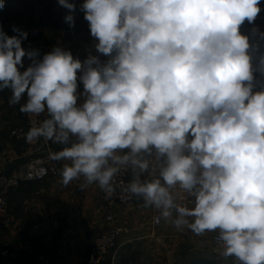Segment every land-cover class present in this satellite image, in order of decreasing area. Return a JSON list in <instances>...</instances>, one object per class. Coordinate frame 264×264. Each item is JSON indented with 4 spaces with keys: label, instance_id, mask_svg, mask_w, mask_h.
I'll return each mask as SVG.
<instances>
[{
    "label": "clouds",
    "instance_id": "9594fccd",
    "mask_svg": "<svg viewBox=\"0 0 264 264\" xmlns=\"http://www.w3.org/2000/svg\"><path fill=\"white\" fill-rule=\"evenodd\" d=\"M58 4L74 27L77 5ZM260 4L84 0L93 44L83 60L60 45L41 56L22 46L26 31L0 26V91L45 116L25 139L59 146L49 158L63 162V185L82 178L81 191L95 184L107 199L128 171L124 191L144 208L180 231L218 232L237 264H264V51L251 42L264 41Z\"/></svg>",
    "mask_w": 264,
    "mask_h": 264
},
{
    "label": "crops",
    "instance_id": "0c3cea01",
    "mask_svg": "<svg viewBox=\"0 0 264 264\" xmlns=\"http://www.w3.org/2000/svg\"><path fill=\"white\" fill-rule=\"evenodd\" d=\"M77 5L75 26L64 21L67 10L58 0H4L0 9V26L14 35L12 26L26 31L38 29L45 53L60 45L75 57L85 59L93 44L88 22ZM257 19H264V0ZM256 19V20H257ZM264 31V28H260ZM250 30H243L247 34ZM264 50V41L253 37ZM101 59H106L101 56ZM82 84L80 90H82ZM10 90L0 91V180L8 164L25 155L23 144L12 138V132L22 123L20 104L10 105ZM24 100L21 101L23 103ZM147 175V174H145ZM59 174L41 183L25 184L12 189L7 196V208L0 212V264H85L92 240L113 225L127 227L131 233L123 235L106 264H237L234 257H224L223 249L213 245L218 232L196 235L188 229L177 230L162 219L159 228L152 227L154 208H144L140 202L132 211L105 207L97 185L81 191L82 178L65 186ZM113 213L116 223L106 222ZM46 220L55 221L56 229L45 227L47 235H32L33 228ZM13 253L4 256L3 253Z\"/></svg>",
    "mask_w": 264,
    "mask_h": 264
},
{
    "label": "built area",
    "instance_id": "2783aa9c",
    "mask_svg": "<svg viewBox=\"0 0 264 264\" xmlns=\"http://www.w3.org/2000/svg\"><path fill=\"white\" fill-rule=\"evenodd\" d=\"M22 46L25 48L39 49L41 56L45 52V47L41 43V32L38 29H30L28 31L27 39L22 42ZM24 63L25 67H27L30 61L25 58ZM262 86H264V78L257 79L256 90H259ZM44 118V115H41L40 117H30L27 114L22 113V123L12 132V138L14 141L24 145L26 149L24 156L32 157V159L26 166L14 172L10 179L4 180L2 178L0 180V212L6 210L7 196L12 189L21 187L25 184L41 183L49 178H56L60 174L63 162L53 161L49 158V150L52 149L54 145L50 142H45L43 139H40L35 143H28L25 139V134L29 130L33 121L39 122ZM1 129L2 118L0 117V132ZM148 159L150 161L149 174L155 176L159 171V162L155 155L148 157ZM130 180V172L121 171L115 179L116 192L112 197L106 199L105 193L100 190L101 200L106 208L111 211L116 208H122L125 211H132L140 202H143L141 199L130 196L124 191ZM184 195L186 196V194ZM178 202L186 203L187 198ZM106 222L111 224L116 223L113 213L110 212V214H108ZM161 224L162 218H160V215H153L152 227L156 229L159 228ZM45 227H48V229H56L57 225L53 220H46L33 228L32 235H47ZM130 233L131 229L127 227L113 225L110 230L95 237L91 242L89 255L85 264H106L111 253L119 246L121 237ZM212 242L215 247L223 249L222 242L218 239V234L213 237ZM50 243V238L47 235L46 245H50ZM10 254L13 256V253H10L9 251L3 253L4 256Z\"/></svg>",
    "mask_w": 264,
    "mask_h": 264
},
{
    "label": "water",
    "instance_id": "95a60500",
    "mask_svg": "<svg viewBox=\"0 0 264 264\" xmlns=\"http://www.w3.org/2000/svg\"><path fill=\"white\" fill-rule=\"evenodd\" d=\"M255 25L258 26L259 28H264V19H257L255 21ZM252 27L253 25H249L246 21L245 24L242 26V31L250 30ZM52 149L59 150V146L54 145ZM31 159L32 157L24 156V157H21L17 160L10 162L6 168L3 179L4 180L10 179L14 172L26 166L30 162ZM0 190H1V186H0Z\"/></svg>",
    "mask_w": 264,
    "mask_h": 264
}]
</instances>
